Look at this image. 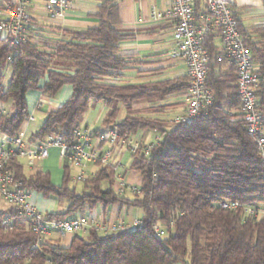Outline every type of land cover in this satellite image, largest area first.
I'll return each mask as SVG.
<instances>
[{"label":"trees","instance_id":"trees-1","mask_svg":"<svg viewBox=\"0 0 264 264\" xmlns=\"http://www.w3.org/2000/svg\"><path fill=\"white\" fill-rule=\"evenodd\" d=\"M98 9V25L64 28L62 39L54 40L53 46L31 35L13 46L9 38L0 37V103L11 102L14 108L12 112L0 110V136L22 131L30 117L26 97L30 89L41 87L44 94L54 97L65 85L72 87V94L47 112L31 141L52 134L75 141L74 130L92 100L108 107L101 126L92 131L94 136L115 124L121 136L158 131L160 139L148 152L132 154V167L140 173L141 184L130 196L125 195L129 190H115L119 174L115 165L95 164L98 169L82 180L79 191L71 185L72 165L66 161L61 185L53 183L49 171L27 173L21 158L12 157L8 163L21 189L67 200L64 211L48 212L57 218L98 207L107 212L118 204L138 208L141 224L109 232L92 228L83 236L73 235L68 246L43 240L34 247L38 236L22 224L19 210L8 206L0 212V264H264V215L259 214L264 209V164L240 113L236 67L217 43V35L211 32L205 41L209 53L206 83L213 103L200 117L177 123L151 114L163 111L164 105L147 110L133 105L157 104L186 92L189 77L120 82L124 70L135 62L132 54L119 52V43L132 34L118 28L122 23L119 0H101ZM239 25L259 74L256 94L264 115V26L247 30L241 18ZM60 62L74 69L53 66ZM5 65L11 67L7 87ZM120 105L126 109L121 118ZM170 124L173 127L168 128ZM235 200L252 204L258 213H249L244 206L221 205ZM5 217L13 219L9 227L3 225ZM155 225L162 227L164 235H159Z\"/></svg>","mask_w":264,"mask_h":264},{"label":"built area","instance_id":"built-area-1","mask_svg":"<svg viewBox=\"0 0 264 264\" xmlns=\"http://www.w3.org/2000/svg\"><path fill=\"white\" fill-rule=\"evenodd\" d=\"M77 1L79 0H0V31L4 34L2 38H9L12 46L17 45L27 40L30 32L36 33L40 29L34 21V9L40 10L51 21H59ZM151 12L155 19L170 17L175 20L173 37L177 47L171 55L182 59L187 67L190 87L185 94V108L174 121L179 123L198 118L213 103V93L206 83L209 53L205 41L208 34L214 32L221 41L225 55L236 67L240 113L264 164V115L258 108L256 94L259 74L253 62L252 52L245 44L240 30V17L235 8V0H169V6L164 11L153 7ZM8 62H12L11 56ZM31 119L33 117L30 116L28 120ZM74 134L76 139L71 143L56 134L35 141L26 138L23 131L15 136L2 135L0 200L6 202L9 207L19 210L21 216L26 218L27 226L38 236L34 247H39L52 232H57L61 236L67 234L83 236L92 228L109 232L127 227L136 228L141 224L140 218L129 222L123 217L115 222L89 216L61 219L52 215L56 212L52 214L42 212L31 204L28 191L20 188L21 182L8 169L12 157L26 159L30 168H37L38 162L48 158L52 148H57L62 163L66 161L79 169L74 179L80 181L86 177L84 169L91 164L119 166V163L112 160L113 148L117 143H121L131 154L138 151L148 152L152 146L133 134L121 136L118 124L96 136L87 127L75 128ZM118 179L121 181L118 192L139 191V186L126 184L121 174H118ZM104 182L105 180L102 181ZM221 205L232 209L244 206L249 213H258L255 206L239 200L224 201ZM259 214L263 216L264 209ZM12 224L11 217L4 218V226L9 227ZM155 230L159 235H164L160 225H155Z\"/></svg>","mask_w":264,"mask_h":264},{"label":"crops","instance_id":"crops-1","mask_svg":"<svg viewBox=\"0 0 264 264\" xmlns=\"http://www.w3.org/2000/svg\"><path fill=\"white\" fill-rule=\"evenodd\" d=\"M100 2L101 0H79L71 8L68 9L67 15L59 21H51L44 15V13L40 12V10L34 9V21L36 24H38L40 29L36 33L30 32V35L33 36L35 40L37 42H40L41 44L53 46L55 44L54 40L62 39V29L64 28L86 29L88 27H94L99 24V19L98 17H96V14L99 12L98 6ZM168 6L169 0H119V15L122 23L118 26V28L123 32L132 34V37L130 39L124 40L119 43V52L122 54H132L134 56L135 62L124 70L123 80L120 82L143 83L187 75V67L185 62L182 59L174 58L171 55L177 47L173 37L175 20L170 17L155 19L152 16L151 11L153 7H156L159 11H164ZM235 8L239 17L241 18L243 25L247 30L254 27L264 26V0H235ZM255 37L256 39H258L259 35H256ZM216 40L217 43L221 46V41L218 37H216ZM45 48L48 49V47ZM53 66L59 69H66L70 71L74 69L72 66H69L68 63L64 62L55 63L53 64ZM43 84L44 80L42 81L41 85L43 86ZM38 89L40 90H31L27 92V102L28 97H30L31 104H35L37 110H44L45 117L48 111L58 108L72 94V87L70 85H65L64 87H62L60 92L54 97H49L44 94L41 87ZM185 94L186 92H183V96H179V94H177L178 96L173 99L167 100L164 103L169 106L171 105L170 108H172L173 110H175L179 106L184 110ZM93 101L94 100H92L91 102ZM148 103L149 102H138L133 105V108L143 109L142 106L148 105ZM8 105L9 104L5 105L3 103H0V110L8 112ZM154 105L156 106V104ZM157 105H161V103H157ZM94 106L98 107V114L95 118V121L93 122L94 129H97L100 127L102 120L105 118L108 107L100 101H95ZM120 109L121 113L123 112L125 114V107L120 105ZM183 110L173 111V115H170L171 119L173 118L172 120H174L183 112ZM159 112L162 115L164 111ZM151 114L157 116L158 112H152ZM34 115L35 114L33 113L31 116L33 117V119L26 121L22 128L25 137L28 139L30 138L31 134L35 132V130L37 131L40 128L39 127L38 129H33L34 127L32 126V123L35 122V118H37ZM145 134L143 133L142 135H139L137 133L136 136H139L138 138H140L144 142V138L146 136ZM1 138L2 136H0V142ZM159 139L160 135H156L155 140L158 141ZM104 148H106V146H104ZM124 151L125 147L121 143L115 144L112 153L113 162H117L119 163V165H122L121 159ZM53 154L57 155L58 157L59 150L57 148H52L49 157L42 161H39L38 166L41 165V162L45 164V162ZM60 162L62 163L61 160ZM38 166L37 168H29L33 170L32 172L36 170L46 171V169H40L38 168ZM96 167L98 169V166ZM118 173L124 176V173L119 171ZM1 202L4 201L0 200V203ZM31 204L34 205L37 209H39L37 206L46 208L45 206L47 205L43 200L35 198L32 200ZM39 210L41 211V209ZM56 211L58 210L54 207L52 212ZM86 211L83 213H78V215H75L74 217L86 216L84 215ZM43 212L49 211L46 209ZM120 216H124L127 221H132L133 219L140 218L141 212L138 214L136 209H126L125 207H120L118 204H116L112 206L107 212H104L102 210L99 215L94 212L89 217L114 222ZM22 222L27 226L25 217L24 219H22ZM59 237V233L52 232L46 237L45 240L56 242L59 240ZM71 240L72 237L70 239V236L67 235L66 239L62 241L63 245L68 246Z\"/></svg>","mask_w":264,"mask_h":264},{"label":"rangeland","instance_id":"rangeland-1","mask_svg":"<svg viewBox=\"0 0 264 264\" xmlns=\"http://www.w3.org/2000/svg\"><path fill=\"white\" fill-rule=\"evenodd\" d=\"M33 3H36V2L33 1ZM3 36H4V34L0 31V37H3ZM3 72H4V75H5L4 76V86L7 87V85H9V83L11 81V67L9 65H5L4 69H3ZM31 90L32 91H34V90L38 91L40 89H30L29 91H31ZM178 94H179V96H181V95L183 96V93L182 94L178 93ZM176 96H178V95L177 94L170 95V96H168L165 99V101L173 99ZM165 101L161 102L162 106L165 104L164 103ZM94 102L95 101L91 102V105H90L89 109L86 111V113H84V115L82 117L81 125H80V127H82L83 129L85 127H87L89 129V131H93V129H94V123L93 122L95 121V118L97 117V114H98V107L94 106ZM141 102H147V101H141ZM144 104H147V103H144ZM150 105L154 106L153 103H148V105L142 106L143 110H147V108ZM28 106H29L30 116H32V114L34 113L35 114L34 116L37 117V118H35L36 121L32 123L33 124L32 126L34 127L33 129H38L39 127H41V125L43 124V122L45 120L44 110L43 111L37 110L36 107H35V104H31L30 97H28ZM170 107H171V105L169 106V105L165 104L163 107H161L163 109V111H164L163 114L161 115L160 112H158L157 116L160 117V118L168 119V120L171 121L173 118L171 119L170 115H173L172 114L173 111L183 110V108L180 107V106L177 107L175 110H173ZM8 108H9L10 112L13 111L14 108H13L11 102L9 103ZM184 108H185V105H184ZM123 115H124V113L122 112L120 114V117H122ZM101 124H102V122H101ZM101 124H100V126H101ZM171 127H173L172 124H170L168 126V128H171ZM143 133L144 134L146 133L145 134L146 136L144 138V143H146V144H153L156 141L155 140V136L156 135H160L158 131L152 130V129L141 130V131L138 132L139 135H142ZM119 159H120V157H119ZM23 161L25 163L26 172L27 173H31L33 170L29 168L26 159H23ZM132 161H133L132 154L129 151L125 150L124 153H123L122 159H121L122 165L118 166V171L124 173V179H125L126 184L140 186V184H141V175H140L139 172H137V171H135L133 169ZM89 166H91V167H89ZM89 166H87V168L84 169L86 176H88L89 174L94 172V170L97 169V167L95 165H89ZM88 167H89V169H88ZM38 168L46 169V171L47 170L50 171V173L52 175L53 183L56 184V185H61L62 178H63V168H62V163L60 162L59 156L57 157V155L53 154L45 162V164L43 162H41V165L38 166ZM78 172H79V169L74 167V166H72L71 174L73 176V179H72L71 185L72 186L73 185L76 186L77 189L80 191L82 189V187H83V181L82 180L79 181V180L74 179V176H76ZM120 184H121V181L117 178L116 184H115V190L116 191H118V188H119ZM28 194H29V201L31 203H32V200L35 198V199H41V200L44 201L45 204H47L45 206L46 208H41L40 206H37L39 209H41L42 212L45 211L46 209L49 212H52L54 207L57 208L58 211H64L66 209V207H67V204H68L67 200H65V199H59V198H56L53 195L49 196V197H44L41 193H39L38 191H35V190L28 191ZM125 195L126 196H130V195H132V192L126 191ZM7 206H8V204L6 202H1L0 203V212L5 210L7 208ZM135 209H136L137 213L139 214L140 210L138 208H134V210ZM101 211H102L101 207H98V208H96V209H94L92 211H89V210L86 211V213L84 215L90 216L94 212L97 215H99V213ZM75 215H78V213L73 214L72 217H74ZM120 217H123L125 219L124 216H120ZM20 219H21L20 221L22 222V219H24V216H21ZM126 222H129V221L126 220ZM22 224H24V223L22 222ZM126 224H129V223H126ZM67 235L70 236V239H71V237H73V234H67ZM67 235H64V236L60 235L59 240L56 241V242L63 245L62 241H64V239H66Z\"/></svg>","mask_w":264,"mask_h":264}]
</instances>
